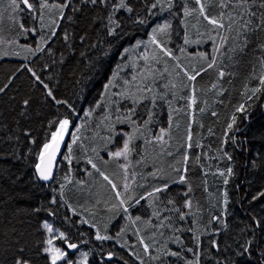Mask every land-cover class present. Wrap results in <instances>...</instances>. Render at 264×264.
<instances>
[{"label": "trees", "instance_id": "obj_1", "mask_svg": "<svg viewBox=\"0 0 264 264\" xmlns=\"http://www.w3.org/2000/svg\"><path fill=\"white\" fill-rule=\"evenodd\" d=\"M152 2L153 0H130L135 9L133 13L129 14L125 10L116 12L113 19L120 24L117 31L121 33V36L113 37L107 35L104 24L99 21L95 24L91 22L93 17L103 15L104 23H107L105 10H94L91 5H83L79 3V0H73L80 11L71 13L66 9L65 15H73L75 22H69L66 19L59 21V27L56 28L57 35L47 38L43 52L25 61L0 60V85L12 79L9 88L5 93L0 94V125H3L0 128V135L5 132L12 134L9 132L11 129L19 137L18 141L13 140L9 143L5 139V142L0 143V152L7 156L15 153L12 159L0 158V233H6L9 240L14 235L13 229H15V235L22 234L20 239L22 242H27V255L31 257L34 264H50L48 257L43 253L44 241H46L42 230L44 221H50L57 230L64 232L71 242L79 245L78 249L85 248L89 252L88 264H101L102 255L105 257L103 264H123V259H127L129 264H138L132 256L128 255L129 249L120 247L119 241H106L101 247V242L94 238L95 230L83 223V215L87 213L91 217L95 202L99 200L103 203L101 198L107 194H95L97 189L92 191V187L88 184L87 173L95 171L91 165L87 164V157H93L95 162L106 158L105 153L120 147L119 132L128 133L130 130V125L123 124L115 127V134L109 133L103 123L107 122L104 121V115H111L110 111L97 109L96 105L101 101L105 85L118 64L123 49L149 32L153 25H160L162 19L166 17V14L160 16L159 7L151 9L155 15H149L148 5ZM21 15L27 23L26 12H22ZM141 17L147 20V24L141 25L134 22ZM65 31L71 33L68 41L63 39ZM182 32L180 24L174 26L173 39ZM81 37L84 39L82 40ZM174 43L176 42L173 40L172 45L179 50L181 44ZM234 43L229 41V44ZM254 48V43L249 44L245 49L247 55L243 58L238 53H230L232 59L225 56L222 61H218L216 68L202 72L194 81L205 89L218 81L216 84L220 85L223 91L218 97L219 102L213 107L216 115L213 116L212 112L208 113L204 124L192 126L195 143L190 150L187 165L188 183L181 186L174 184L169 187L178 206H182L186 199L180 193L187 192L189 186L192 189L187 197L192 200V210L185 224H182L184 229L182 235L187 238V244H191L192 237V233L187 229L199 227L201 232L207 233L201 237L205 247L208 240L217 238L222 243L232 244V251H234L236 244L232 237L239 240L250 238L247 225L252 223V216L264 217V197H259V193L264 192V92L257 94L259 99L254 97L253 100L248 101V104L252 105L249 119L243 122L238 120L234 128L239 127L240 131L235 133V140L229 139L226 144L222 143L227 124L235 108L246 99V88L251 89L259 84L258 79L253 77V70L255 68L257 75L261 71L257 62L260 52L258 49L254 52ZM25 64L40 75L57 99L67 100L72 104L75 112L71 113L64 105H56L51 98L47 97L46 90L42 85L34 83L31 73L24 68ZM206 66L205 62L203 67ZM219 70L226 72L222 79L218 78ZM247 95L250 96L251 91H248ZM25 98L30 99V107L26 116H20L22 101ZM89 107H94L91 115L94 121L82 119ZM69 115L72 121L70 132L80 128L78 135L81 137V141L73 146L72 165L69 166L67 161H63V156L67 154L65 146L59 159V166L54 173V180L42 182L37 178L33 166L38 162L36 159L38 148L42 146L45 136L50 131L49 121ZM236 115L240 116L239 113ZM166 117L164 113L161 128H168ZM87 126L92 128L89 132L90 136L93 128L101 129L100 132L96 130L97 138L91 139L89 134L85 138ZM23 131H29L31 137L36 140V144L28 142V139L22 135ZM228 135L231 137L232 133ZM108 136L115 139L109 142L104 139ZM71 140L72 137L69 135L66 145L70 144ZM112 140L114 143H111ZM81 143L88 149L87 155L84 147L80 146ZM197 143L203 147H196ZM136 144L140 151L141 143L138 141ZM146 145L143 157L146 163L150 161L154 165L156 162L154 166H157V169H168L169 164L166 161L168 159H165L164 154L161 153V159L158 162L154 158V149L158 144L154 142ZM92 148L97 149L99 157ZM221 148L223 151H220ZM150 153L151 159H149ZM224 153L230 155L232 159L229 160ZM134 159L135 156L133 158L130 156V160ZM69 167H71L72 183L67 184L64 195L61 196L60 186L66 183L64 177ZM228 167H232L233 175L228 177L229 182L225 185L224 177L215 172L218 169L226 173ZM141 178L151 181L148 179V173H141ZM76 181L84 183L77 185ZM98 182L101 180L99 179ZM106 188L109 191L110 188L108 186ZM225 193H227L226 205L224 204ZM253 197L259 198L253 199ZM53 198L57 201L55 204L51 202ZM225 210L229 227L227 230L222 229L220 235L214 237L210 229L217 228L219 225L215 223L209 225V221L213 215L221 214ZM188 211L185 209V212ZM206 225L209 227L206 228ZM242 229L245 231H241ZM225 231L229 233L227 238H225ZM120 241L124 242L123 239ZM58 244L66 249L63 240H59ZM110 251L115 253L113 261L106 260V255ZM223 254L229 255V253ZM69 255L73 256L70 253ZM231 258L237 260L238 264H249L244 257L232 256Z\"/></svg>", "mask_w": 264, "mask_h": 264}, {"label": "snow or ice", "instance_id": "obj_2", "mask_svg": "<svg viewBox=\"0 0 264 264\" xmlns=\"http://www.w3.org/2000/svg\"><path fill=\"white\" fill-rule=\"evenodd\" d=\"M79 3L83 5H91L95 9H103L107 12V23H104L105 16L101 15L98 17H93L92 23L95 24L99 21L101 24H104V27L107 29V35L113 37H120L121 33L117 31L120 28V24L113 19L116 12L125 10L129 14L134 12V7L131 5L130 0H79ZM164 4H167L168 8L173 6V0H153V2L148 5L149 15H155L151 12V9H157L158 7L163 10ZM23 6V7H21ZM10 8L12 9L9 19L13 24L17 23L16 16L19 13L26 12L31 19L36 21L39 25V29L35 27L26 28L23 23H19L18 27L24 33L32 32L36 33L37 31H42L44 29H49L48 33L49 38L55 37L57 35L56 28L59 27L58 21L67 20L69 22H75L73 15H65V10L68 9L71 13L79 12L80 9L73 3V0H60V2H49V0H39V3H36V0H10ZM183 16L185 18V28L188 27V18L195 16V23L192 24L193 28L197 29V32L200 37L207 36L208 40L212 43V52L210 54L200 53L199 58L206 62V67H201L199 70L193 68L191 72L183 68L179 63L176 64V68H179L183 75L187 78L188 81H196L197 77L201 75L202 72L207 71L208 69H213L218 66V61H222L225 56H228L229 59H232L230 53H238L241 58L244 55H247L245 49L248 48L249 44H255L253 51L257 49L260 52V55L257 57V62L260 65L261 71L257 75L255 73V68L253 70V77L258 79L259 84L256 87L245 90L246 99L244 103L239 104L235 108V112L231 116L230 122L227 124L224 139L222 143L226 144L229 139L235 140V133L240 131L239 127H235L238 123V120L243 122V120L249 119L251 104H248L249 100H253L258 93L264 92V0H194L193 6H188L187 4L182 5ZM53 10L58 14L56 18L52 19L50 22L45 23L46 13H52ZM135 23L145 25L147 20L145 18H139L134 21ZM206 22V23H203ZM114 25V26H109ZM210 25L211 27H207ZM200 27H204L205 31L201 32ZM171 29L170 23H164L163 25H157L152 29V35L150 38V43L155 45L156 49H159V52L163 56H167L171 59H178L174 56L171 49L167 48L165 43L160 39V37L169 35V30ZM71 36V33L65 31L63 39L68 41ZM83 40L84 38L81 37ZM229 41H234V44H229ZM5 43V41H0V44ZM11 43H15L12 41ZM47 43L44 35L40 36V44L33 49L32 47L25 46L24 50L28 53L43 52L44 44ZM184 43L190 44L192 41L189 39L187 33L184 37ZM196 43H200L199 40ZM136 47H139V42H137ZM128 49H124V52L121 54L123 59L124 55L128 53ZM181 53L185 52L184 48H180ZM9 53L7 51L3 52V56H7ZM13 55H19V53H13ZM27 59V57H25ZM141 59L145 62V68L142 72H139L136 76L132 77V81L125 80L124 84L128 87L125 91L119 93V95L130 101L132 107L127 108L123 114H118L115 117L116 123H127L131 126V133H126V138L123 140V147L115 152H108V155L112 157L113 160H119L123 158L125 163L120 164L119 167L124 173V184L123 191L117 190V185L114 181L97 166L93 157H87V164L91 165V168L99 174L108 185L111 186V191L114 193L112 197L113 202L107 206V211L116 213H123L129 225L134 229V235L142 247V252L136 251V244H129L127 241H124L120 244L121 248L132 249L128 252L129 256H132L138 264H238V261L232 259V256L244 257L249 261V264H264V217L257 218L252 216V223L247 225V231L250 233V238H244L243 240L236 239L232 237L233 241L236 244V248L232 251V244L222 243L217 238H213L207 241V247L204 246V241L201 237L206 235V232H201L199 227H189L188 232L192 233L191 244H185L184 239H182V234L184 229L178 226L179 221H186L187 217L192 210V200L188 197V192H190L191 186L188 187V191L184 193L186 199L183 201L182 206H178L177 201L174 198H171L167 195L170 184L165 179L163 173L160 169H156L149 173V175L154 180H164L162 184L154 185L151 190H148L146 194H135L133 185L136 182V173L133 172L129 174V167L131 166L130 156L136 150L132 147L134 142L140 137L137 133H141V129H147V126L152 122L151 111H147V119L140 120L137 117V107L143 103L145 100H149L152 107H155L156 100L163 99V96H158L154 91V76L153 73L155 69L149 64V60L154 61L155 63H160V56L155 54L149 57L144 55ZM24 68L27 69L33 78L34 83L42 85L43 89L46 90V96L51 98L56 105H64L65 108L69 109L71 113L75 112V109L72 104L67 100L57 99L53 95V91L49 88V85L41 79L40 75L27 64L24 65ZM19 71V69H17ZM119 71V65L117 66V72L113 73L112 80L105 85V93L111 87H115V81L117 79ZM167 71V69H165ZM231 75V73H227ZM179 75V73H177ZM226 75L224 70L218 71V78L222 79ZM137 77L139 80L137 82ZM152 80L153 83H149ZM135 82V83H134ZM12 84V79H9L7 83L0 85V94L5 93L6 89ZM187 87V85H185ZM168 87V85H165ZM172 88H175V84H171ZM217 84H213L212 88H216ZM134 89V90H133ZM196 91L195 85H192L193 95L188 97L189 107L192 108L196 103L197 99L194 95ZM251 91V95H247V92ZM151 94V95H149ZM30 99L25 98L22 101V110L20 116H26L27 111L30 107ZM171 105V102H169ZM100 105H96L99 107ZM147 109V105L145 106ZM119 113L120 109H116ZM199 111L203 112L204 109L201 108ZM236 113H239L240 116H237ZM86 116H91V112L85 113ZM212 115L215 116L216 113L212 112ZM137 117V119H133ZM113 118L111 115H106L104 121H107L105 128L109 133L115 134V124L112 122ZM140 120L138 123L137 121ZM103 123V121H102ZM72 121L71 116H66L62 119H53L49 121L48 127L50 131L45 136L42 146L38 148L36 153V159L38 162L34 163L35 172L37 178L42 181H51L54 180L53 170L59 166V161L57 160V155L61 153V147H67V154L64 155V159L67 160L69 166L72 165L73 161V146L77 145L81 141L80 128H76L75 132H70ZM3 125H0L2 128ZM171 129V124L169 125V130L161 129L160 134L153 139H145L144 143L152 144L157 143L160 145L166 144L167 140L165 137L169 136ZM8 134L5 132L3 135H0V143L12 142L13 140L18 141L19 137L9 129ZM229 133H232V136L229 137ZM142 134V133H141ZM24 135L28 142L31 144H36V140L31 137L29 131H23ZM71 135L72 140L71 144L65 145V137ZM104 139L109 142L112 139V136L104 137ZM186 149L193 147L192 144V132L191 124H189L188 135L185 141ZM81 147L84 145L81 143ZM196 147H203L199 143L196 144ZM31 151V149L29 150ZM85 154L87 155L88 149L84 147ZM92 151L99 157V152L96 148H92ZM167 151L162 148V153ZM220 151H223L221 148ZM168 155H172L171 152H167ZM229 160L232 159L230 155L224 153ZM15 157L13 152L11 156L0 152V158L12 159ZM199 159V157H197ZM189 156L187 152L183 155V162L187 165ZM138 161L137 163H141ZM174 172L178 173V176L172 180L173 183L187 184V172L189 169L187 167L183 168H174ZM89 176L91 172L87 173ZM220 176L224 177V184H228V177L233 175L232 167H228L226 173L224 171L219 172ZM66 183L60 186V195H64V189L67 187V184H71V167H69L68 172L64 177ZM83 181H76L77 185H82ZM143 187V185H139ZM224 204H227V193L224 194ZM259 197H264V192L259 193ZM259 197H253V199H258ZM141 200L148 202V207L152 210L149 217L144 219L141 215L132 216L130 209L135 205H139ZM55 204L57 201L55 198L51 201ZM97 203H100L98 200ZM186 208L189 211L185 212L183 209ZM83 223H88L87 220H84ZM215 223L219 227L210 229L211 234L214 237H218L221 233V230L228 229V223L226 220V210L225 212L213 215L209 221V225ZM146 225L147 228L153 229L151 235L147 237L142 234V231H146L147 228L141 229L140 225ZM209 225L205 227L208 228ZM95 227V225H92ZM43 227L50 234L49 238L44 241L47 247L43 248V253L46 254L50 259V264H58V262H63V264H73V260L69 255L67 249L73 251L77 250L79 245L77 243L71 242L64 232H58L56 237H52L53 228L45 223ZM14 235L11 240L8 239L6 233H0V264H34V261L30 256L27 255V242H22L20 235H15V229L12 230ZM245 231V230H241ZM127 232V227L121 228L115 236L108 234L107 228L101 231L97 228L95 233V240L101 242V247L106 241H119L122 240L124 235ZM180 233L181 235H178ZM157 234L161 237L160 240L156 239ZM225 238L228 236V232L225 231ZM83 235V233H81ZM54 238L63 240L66 244V249L60 246L54 245ZM151 241V242H148ZM175 244L178 247L173 250L169 245ZM223 253H229V255H224ZM81 260L79 264H88V252H81ZM115 253L108 252L106 255L107 261H113ZM105 257L101 256V264H103ZM123 259V258H121ZM123 264H129L127 259H123Z\"/></svg>", "mask_w": 264, "mask_h": 264}, {"label": "rangeland", "instance_id": "obj_3", "mask_svg": "<svg viewBox=\"0 0 264 264\" xmlns=\"http://www.w3.org/2000/svg\"><path fill=\"white\" fill-rule=\"evenodd\" d=\"M51 2H60V0H52ZM50 2V3H51ZM36 3H39V0H36ZM187 4L188 6L194 5V0H173V6L171 8H168L167 4H164L163 10L159 8L158 12L160 13V16L163 14H166V17L163 18L162 23L160 25H163L164 23H170L171 29L169 30V35L160 37L162 41L165 43L166 47L171 49L174 56L178 57V59H171L167 56H163L162 53L159 52V49L155 48V45H152L150 43V38L152 35V29L157 26V24L153 25V27L147 32L145 35H141L136 39V41L132 44L127 45L124 49H128V53L124 55L123 59L121 58V55L119 57V62L116 65L114 72H117V66L119 65V71L117 75V79L115 81V87H111L108 89L107 93H105V88L103 91V95L101 98V101L98 103L100 105L97 109L100 110H107L110 111L111 109H114V116L118 114H123V112L129 108L132 107V104L130 101L123 99L119 93L125 91V89L128 87L124 84L125 80L132 81V77L136 76L139 72H142L145 68V62L141 59L142 56L148 55L151 57V55L155 54L160 56V63H155L154 61L149 60V64L153 69H155L153 76H154V91L158 94V96H163V99H157L155 102V107H152L149 100H145L143 103H141L137 107V117L140 118V120H146L147 119V111H151L152 114V122L147 126V129H141V133H137V135L140 137L137 139L132 147L136 149L131 157L133 158L135 156L134 160H131V166L129 167V174L135 172L136 175V184L133 185V189L135 194L137 196L139 194H146L148 190H151V188L154 185L162 184L165 181L164 180H154L149 173L156 170L157 166L154 162V165L149 161L146 163L144 160V150L142 152L139 151V146L136 144V142L141 143V149H144V146H146V143H144L145 139H148L152 136H158L160 134L161 128L160 125L163 121V115L164 113L167 115L166 121L168 124V128H165V130H169V125L171 124V129L169 132V136H166L168 138L167 143L160 145L154 149L155 155L154 158L158 162L159 159H161V153L162 148L166 149L163 156L167 161V164H169L168 169L162 168L160 169L163 173L165 179L170 184V186L177 184L179 186L183 185L181 183H173L172 180L178 176V173L174 172V168H183L187 167V165L183 162V155L187 152L188 156L190 155V150L193 148H187L185 145L186 137L188 135V129L189 124H191V132H192V126H196L197 124H204V120L208 113L213 112V107L215 103H218V97L222 94L223 89L220 87V85H217V87L214 89L209 87L208 89L203 88L198 82L194 81H188L187 78L183 75V72L180 71L179 68H176V64L179 63L183 68L191 72L193 68H196L199 70L201 67L204 66L205 61L201 60L199 58L200 53H206L211 54L212 52V43L208 40L207 36L200 37L197 29L192 27V24L195 23V16L188 18V27L185 28L184 23V16H183V8L182 5ZM58 14L55 10H53L52 13H46L45 15V23L50 22L52 19L56 18ZM26 24H32L35 23V25H30L31 27H35L39 29V25L36 23V21L31 19V16H29L26 13ZM59 22V21H58ZM206 23V22H203ZM178 24L181 25L184 37L185 34L189 36V39L192 41L190 44H185L184 39L181 38L180 35L174 36L175 39H173L175 42L179 41L181 42V47L185 49V52L181 53L179 50L175 49V45H172L168 36L173 34V28L176 27ZM207 27H211L208 25ZM200 31H205L204 27H200ZM50 32L49 29H44L42 31H37L35 34L30 32V37L39 38L43 34L45 39L49 37L48 33ZM1 40H5V36L2 35ZM0 40V41H1ZM199 40L200 43H196V41ZM137 42H139V47H136ZM175 44V43H174ZM124 49L122 53L124 52ZM121 53V54H122ZM167 69V71H165ZM112 75L110 76V80H112ZM179 73V75H177ZM139 80V77H137V82ZM108 81V83H109ZM107 83V84H108ZM135 83V82H134ZM149 83H153L152 80L149 81ZM218 83V81L216 82ZM215 83V84H216ZM171 84H175L176 87L172 88ZM165 85H168V87H165ZM187 85V87L185 86ZM192 85H195L196 91L194 95L196 96L197 103L190 108L189 107V101L188 97L193 95L192 92ZM134 90V89H133ZM151 95V94H149ZM171 102V105L169 104ZM148 106L147 109L145 106ZM94 107H89L85 113L91 112ZM120 109V112L118 113L116 109ZM203 108L204 111L201 112L199 109ZM106 115V114H105ZM104 115V117H105ZM83 115L82 119L94 121V118L90 116ZM137 117H133V119H137ZM140 120L137 122L139 123ZM112 122L115 124V127L121 126L123 124L127 123H116L115 118H113ZM104 126L107 124V122L103 123ZM99 128V127H98ZM94 130H97L98 132L101 131V129L93 128ZM92 128L90 126H87L85 128V138L88 135L93 138H97L96 132H92L90 136V131ZM132 128L130 126V130L128 133H131ZM126 132L120 131L119 137L121 139V145L119 148H113L112 150L108 152H115L120 150L123 147V140L126 138L125 136ZM211 137V136H210ZM209 137V138H210ZM115 139V138H112ZM111 143H114V140H112ZM195 143V136L192 134V144L194 146ZM71 144V143H70ZM140 145V144H139ZM108 152L105 153L106 158L102 159L97 163V166L101 168L102 171L105 172L106 175H108L114 183L117 185V190L123 191V184H124V173L120 169L119 165L125 163L123 158H120L119 160H113L112 157L108 155ZM167 152H171L172 155H168ZM142 153V154H141ZM66 155V154H65ZM151 153L149 154V159ZM148 159V160H149ZM163 159V160H165ZM141 163H137L138 161H141ZM63 161H67L64 159ZM166 161H164L166 163ZM152 165V166H151ZM215 173L219 174V170ZM122 173V175H121ZM141 173H148V179L151 181L148 182L147 179L141 178ZM187 175V174H186ZM88 184L92 187V191L97 189V192L95 194L98 195V193H107L104 197H102L103 203H97L93 205L94 208L92 209L93 217L98 221V226L101 229L107 228L109 233H116L124 227H127V232L123 237L124 241H127L129 244H136V251L142 252V247L139 245L135 235H134V229L129 225V222L126 218V216L121 213H112L107 211V206H109L113 199L114 193L111 191V186L107 184L106 181L102 179V177L99 176L97 172H92V174L88 175ZM101 180V182H98V180ZM98 183V184H97ZM139 185H143V187H140ZM106 186H108L110 189L107 190ZM91 190V189H90ZM111 195H110V193ZM167 195L171 198L172 192L170 189H168ZM184 197L183 193H180ZM141 200L139 205H135V208L132 207L130 209V213L132 216L141 215L144 219H147L151 213V209L148 207V202ZM186 208L183 209L185 211ZM142 210L144 214H142ZM187 220V219H186ZM186 221H179L178 226L182 228V224H185ZM45 223H48L53 228V233L51 234L52 237H56L59 230H57L50 221H44L42 224V230L46 236V239L49 238L50 234L47 232V230L43 227ZM141 229L147 228L146 225H140ZM97 231V230H96ZM95 231V232H96ZM153 232V229L147 228L146 231H142V234L145 236L146 240L149 235ZM178 235H181L180 233H177ZM157 240H160L161 237L157 234L156 236ZM182 239H184L185 244H187L188 240L187 238L182 235ZM60 239L54 238V245L60 246L58 244V241ZM151 242V241H148ZM173 250H175L178 246L175 244L169 245ZM44 247H47L46 243L44 244ZM62 247V246H60ZM63 248V247H62ZM175 248V249H174ZM132 251V249H129ZM68 251V250H67ZM69 252V251H68ZM81 252H88L85 248H79L71 257L73 260V264H79V261L81 260ZM89 253V252H88ZM46 255V254H45ZM47 256V255H46ZM48 257V256H47ZM49 259V257H48ZM50 262V259H49ZM62 262V261H61ZM61 262H58L61 263ZM88 263H89V256H88Z\"/></svg>", "mask_w": 264, "mask_h": 264}, {"label": "crops", "instance_id": "obj_4", "mask_svg": "<svg viewBox=\"0 0 264 264\" xmlns=\"http://www.w3.org/2000/svg\"><path fill=\"white\" fill-rule=\"evenodd\" d=\"M49 2H51V0H49ZM12 9L10 8V0H0V40L2 38V35L5 36V43L0 44V60L1 59H14V60H21V61H25L27 59H29L30 57L34 56L32 53H28L24 50L25 46H29L32 47L33 49H35L39 44H40V40L39 38H35V37H30V32L24 33L23 31H21L18 27L19 23H23L25 25L26 28L31 27L30 25H35V23L32 22V24H26L24 21V17L21 15V13L17 14L16 16V20L17 23L13 24L10 19H9V15L11 14ZM181 27V25H180ZM182 29V27H181ZM169 39V41L171 42V44H173V34L167 37ZM184 39V33L182 32L180 35V40ZM47 41V39H45ZM2 41V40H1ZM12 41H15V43H11ZM177 44H182L181 42H176ZM46 43L44 44L45 47ZM7 51L9 53V55L7 56H3V52ZM13 53H19V55H13ZM39 53V52H38ZM37 53H35L36 55ZM25 57H27V59H25ZM94 112V108L91 111V113ZM114 109L110 110V114L113 118H115L114 116ZM108 115V114H106ZM165 130V128H162ZM93 132H96V130H93ZM95 133V134H96ZM155 136L149 137L148 139H153L154 140ZM165 140H168L167 137H165ZM147 146V145H146ZM146 146H144V149H146ZM151 146V145H149ZM144 149L140 148V152H142ZM92 207V206H91ZM135 208V206H134ZM143 212V210H142ZM87 213L86 215H83L84 220H87L88 223H86L87 225H89L90 227H92L95 231L97 230V228H99L101 231H103L104 229H101L98 226V221L91 215L88 216ZM92 225H95V227H93ZM108 234L109 231H108ZM110 235L115 236L114 233H111ZM118 242V241H117ZM123 242H121L119 240V244H121Z\"/></svg>", "mask_w": 264, "mask_h": 264}, {"label": "water", "instance_id": "obj_5", "mask_svg": "<svg viewBox=\"0 0 264 264\" xmlns=\"http://www.w3.org/2000/svg\"><path fill=\"white\" fill-rule=\"evenodd\" d=\"M68 136H69V135H68ZM68 136L65 137V145H66V143H67ZM64 148H65V146H62V147H61V153L57 155V160H58V161H59V159H60V157H61V154H62ZM55 170H56V168H54V170H53V175H54V173H55ZM41 181H42V180H41ZM42 182H49V181H42ZM67 250L69 251L70 254H74L78 249L75 250V251H73V250H71V249H67Z\"/></svg>", "mask_w": 264, "mask_h": 264}]
</instances>
